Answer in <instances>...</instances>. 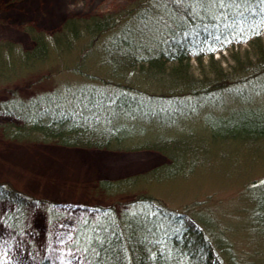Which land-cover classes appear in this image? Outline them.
I'll return each instance as SVG.
<instances>
[{
	"label": "trees",
	"instance_id": "trees-1",
	"mask_svg": "<svg viewBox=\"0 0 264 264\" xmlns=\"http://www.w3.org/2000/svg\"><path fill=\"white\" fill-rule=\"evenodd\" d=\"M140 2L127 16L133 29L113 34L102 49H93L94 39L110 34L126 14L71 17L53 33L28 26L32 44L27 48L0 40V84L36 73L49 78L55 67L56 72L85 73L91 80L30 99L10 96L0 110L22 123L7 125L4 134L73 147L151 149L168 157L148 172L98 183L108 195L135 194L119 207L94 204L77 219L70 245L82 251L85 264H264V250L252 259L225 249L226 240L215 233L207 213L195 208L196 202L176 211L160 196L140 191L209 168L236 170L238 162L227 161V150H253L250 164L258 163L263 178L249 188L251 224L264 240V0ZM132 33L140 34V40ZM236 41L249 48L231 52L234 64L226 69L225 56L215 58V49L228 50ZM78 42L85 51L76 58ZM193 56L202 68L200 77L194 74ZM86 60L98 61L103 74L82 68ZM197 116L203 118L205 135H186L182 121ZM13 202L15 208L3 221L17 232L29 224V202L45 210L50 225L65 216L54 203L36 197ZM186 216L199 227L188 225ZM217 251L225 255L222 262L214 257ZM38 264L53 263L43 256Z\"/></svg>",
	"mask_w": 264,
	"mask_h": 264
},
{
	"label": "rangeland",
	"instance_id": "rangeland-1",
	"mask_svg": "<svg viewBox=\"0 0 264 264\" xmlns=\"http://www.w3.org/2000/svg\"><path fill=\"white\" fill-rule=\"evenodd\" d=\"M140 1L142 0H0V40H12L27 48L32 44L27 32L28 26L53 33L60 31L64 21L71 17L126 14L125 20H121L110 34L98 35L94 39L93 49H102L113 34H119L120 30L133 29L127 16L131 15L128 13L132 7L135 6L133 10L138 8L136 6ZM179 2L177 1L178 5ZM160 18L164 25L168 24L167 18ZM152 22L153 20L149 24ZM131 36L140 40V34L132 33ZM219 44L222 46L223 42ZM203 45L208 47V42ZM226 47L229 49L216 48L215 58L225 56L223 67L228 69L234 64L230 53H244L249 44L236 41ZM84 51L78 42L73 57L77 58L79 54L82 56ZM97 62L86 60L87 65L82 68L87 72L103 74ZM192 62L194 74L200 77L202 68L194 56ZM89 67L91 69H87ZM54 69L57 70L56 67L53 68V74L49 78H42L36 73L20 77L8 84H0V103L12 95L20 99H30L44 91L62 90L67 85L74 86L91 81L83 76L85 73L81 76L78 72H72V69L59 72ZM198 118L200 117L182 121L181 128H185L186 135L191 132L205 135L203 118ZM21 123L20 118L0 110V264H38L39 258L43 256H48L53 264H85L82 251L70 245L74 239L77 219L94 204H115L119 207L118 203H123L135 194L131 191L108 195L100 189L98 183L148 172L168 162V157L151 149L73 147L53 141L5 136L7 125ZM227 152L225 157L229 158L228 162H238L236 170L229 172L220 168H209L211 171H197L188 179L163 184L155 182L147 187L143 186L140 191L160 196L167 206L176 211L183 210L185 204L196 202L195 208L207 213L215 233L222 240H226L225 249L228 248L238 256L246 255L256 259L260 255L255 253L264 250V240H260L253 233L255 230L251 224L252 207L249 201L252 194L249 190L252 189L254 180L263 178L262 170L258 163L250 164L256 154L253 150L233 147ZM227 166L229 165H226V169ZM32 197L45 204L54 203L55 207L64 211L62 214L65 216L60 215L50 225L45 210L40 205L29 202L28 226L21 232L13 230L3 221L4 214L15 208L14 198L29 200ZM185 221L188 225L199 227V223L189 216L185 217ZM214 257L221 262L225 259L222 251L215 252Z\"/></svg>",
	"mask_w": 264,
	"mask_h": 264
}]
</instances>
